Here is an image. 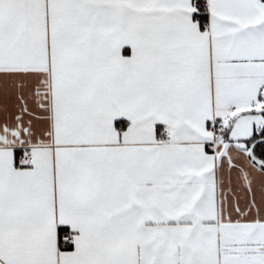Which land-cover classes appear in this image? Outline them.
I'll return each instance as SVG.
<instances>
[{
    "label": "snow or ice",
    "instance_id": "snow-or-ice-1",
    "mask_svg": "<svg viewBox=\"0 0 264 264\" xmlns=\"http://www.w3.org/2000/svg\"><path fill=\"white\" fill-rule=\"evenodd\" d=\"M0 264H264V0H0Z\"/></svg>",
    "mask_w": 264,
    "mask_h": 264
}]
</instances>
